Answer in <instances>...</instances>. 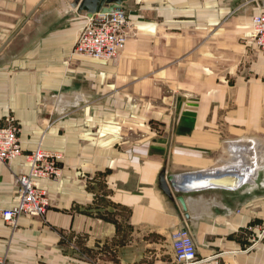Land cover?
<instances>
[{"label":"crops","instance_id":"obj_1","mask_svg":"<svg viewBox=\"0 0 264 264\" xmlns=\"http://www.w3.org/2000/svg\"><path fill=\"white\" fill-rule=\"evenodd\" d=\"M71 1L0 0V121L15 120L24 153L61 155L39 182L44 216L0 214V264H176L180 230L196 264H264V168L237 191L183 195L185 210L160 184L260 139L264 53L249 34L264 0H126L125 48L108 61L74 52L88 18ZM26 171L0 164V213Z\"/></svg>","mask_w":264,"mask_h":264},{"label":"built area","instance_id":"obj_2","mask_svg":"<svg viewBox=\"0 0 264 264\" xmlns=\"http://www.w3.org/2000/svg\"><path fill=\"white\" fill-rule=\"evenodd\" d=\"M127 28L129 19L122 6L107 14H96L87 19L85 27L78 34L74 52L97 60H113L125 48ZM249 37L264 53V13L252 16ZM19 135L20 128L13 118L6 117L0 121V164L8 165L19 158H23L27 164V171L16 178L15 204L0 213L2 220L13 227L21 216H44L48 200L39 182L55 181L59 177L61 162L60 154L46 151L40 146L24 153ZM172 249L176 264L197 263L194 244L184 230L173 235Z\"/></svg>","mask_w":264,"mask_h":264},{"label":"water","instance_id":"obj_3","mask_svg":"<svg viewBox=\"0 0 264 264\" xmlns=\"http://www.w3.org/2000/svg\"><path fill=\"white\" fill-rule=\"evenodd\" d=\"M126 0H72L70 5L77 13L85 12L87 18L96 14H107L121 7ZM250 168L240 166H224L211 170L187 172L179 175H160V184L164 192L170 189L180 195L178 198L183 210L185 204L183 195L202 192L206 190L237 191L247 185L252 177H248Z\"/></svg>","mask_w":264,"mask_h":264},{"label":"bare ground","instance_id":"obj_4","mask_svg":"<svg viewBox=\"0 0 264 264\" xmlns=\"http://www.w3.org/2000/svg\"><path fill=\"white\" fill-rule=\"evenodd\" d=\"M237 142L229 143L224 150L227 155H224L223 158H220L216 164L207 170L224 166H240L242 169L250 168V173L247 175L253 179L257 175L258 170L264 168V151H259L260 144L256 140H241ZM259 152L261 153L259 154ZM249 183H253L252 180Z\"/></svg>","mask_w":264,"mask_h":264},{"label":"rangeland","instance_id":"obj_5","mask_svg":"<svg viewBox=\"0 0 264 264\" xmlns=\"http://www.w3.org/2000/svg\"><path fill=\"white\" fill-rule=\"evenodd\" d=\"M257 132L259 133V136H261L260 139H258V138H255V139H252V138H251V139H252V140H256L257 142H259V144H260V145H259V148H258L259 151H262V150L264 151V130H257ZM257 132H256V133H257ZM251 139H250V140H251ZM257 152H258V150H257ZM260 153H261V152H259V154H260ZM224 155H227V154L224 153Z\"/></svg>","mask_w":264,"mask_h":264}]
</instances>
